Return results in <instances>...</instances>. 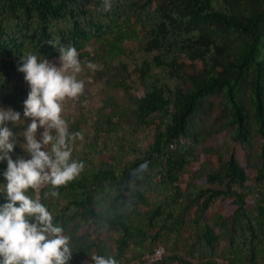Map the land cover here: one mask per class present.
<instances>
[{
    "label": "trees",
    "instance_id": "16d2710c",
    "mask_svg": "<svg viewBox=\"0 0 264 264\" xmlns=\"http://www.w3.org/2000/svg\"><path fill=\"white\" fill-rule=\"evenodd\" d=\"M102 5L0 0V109L21 114L6 124L18 138L14 161L30 158L22 55L58 56L70 44L82 51L78 79L102 94L95 106L84 94L65 100L75 110L62 116L69 132L83 134L72 159L84 168L40 195L70 237L69 264L95 255L129 263L158 245L156 264H264V0ZM220 134L223 144H208ZM6 169L0 161V185ZM215 202L224 215H210Z\"/></svg>",
    "mask_w": 264,
    "mask_h": 264
},
{
    "label": "clouds",
    "instance_id": "9594fccd",
    "mask_svg": "<svg viewBox=\"0 0 264 264\" xmlns=\"http://www.w3.org/2000/svg\"><path fill=\"white\" fill-rule=\"evenodd\" d=\"M102 7L110 11L112 0H103ZM58 52L59 67L30 52L21 56L18 67L30 89L23 102V116L31 122L21 133L25 141L21 147L30 158H11L18 138L6 124L21 122V114L0 109V161H7L3 172L6 183L0 185V193L6 195V202L0 205V264H69L72 258L70 237L54 223L39 195L33 198L26 194L29 189L39 193L45 186L58 189L84 168L82 161L72 159L71 148L75 140H83V134L70 133L62 118L65 100L83 94L84 81L78 79L83 66L74 46H60ZM86 66L97 69L91 62ZM38 129H43L39 140ZM91 262L118 264L110 255L92 256Z\"/></svg>",
    "mask_w": 264,
    "mask_h": 264
},
{
    "label": "rangeland",
    "instance_id": "374dc122",
    "mask_svg": "<svg viewBox=\"0 0 264 264\" xmlns=\"http://www.w3.org/2000/svg\"><path fill=\"white\" fill-rule=\"evenodd\" d=\"M91 83V80L88 78L87 80L84 81V91L83 94L86 96L87 100L93 104V106H95L99 99L101 98L102 94L97 91L96 89H90L88 90V85ZM67 115H75V110H74V105L72 102H68L66 104H63V112H62V116H67ZM225 134H220V135H215L213 136L209 141L208 144L209 145H213V146H219L221 144H223L225 142ZM229 145L232 147L233 151L235 152V156L237 158V160L241 163L244 162V153L241 149V147L233 142H230ZM205 157L203 155H201L199 161L197 163H194L190 170L193 171L194 169H196L199 165V163H201L202 161H204ZM184 179H186V176L183 177ZM228 207L224 204V203H220V202H215V204L211 207L210 209V215H216V214H220V215H224L227 211ZM112 235V233H111Z\"/></svg>",
    "mask_w": 264,
    "mask_h": 264
},
{
    "label": "built area",
    "instance_id": "2783aa9c",
    "mask_svg": "<svg viewBox=\"0 0 264 264\" xmlns=\"http://www.w3.org/2000/svg\"><path fill=\"white\" fill-rule=\"evenodd\" d=\"M78 52H79V57H80V55L82 54V51L79 50ZM46 59H48L50 62L56 63L57 67H59V55L58 56H52V57H49ZM42 132H43V129H38L37 140L40 139ZM45 187L41 188L39 193H37L31 189L33 191L34 197H36L37 195H39V197H40L41 192L43 191V189ZM163 253H164V250H163L162 246L158 245L152 250V252L144 255L140 259L131 261L129 263H124V264H156L157 262H159L162 259ZM77 264H92V262H91V259H88V258H78Z\"/></svg>",
    "mask_w": 264,
    "mask_h": 264
}]
</instances>
